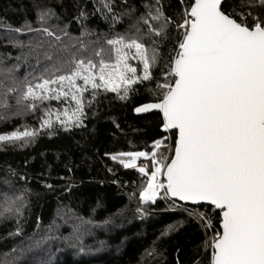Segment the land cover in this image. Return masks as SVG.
<instances>
[{"label": "snow or ice", "instance_id": "1", "mask_svg": "<svg viewBox=\"0 0 264 264\" xmlns=\"http://www.w3.org/2000/svg\"><path fill=\"white\" fill-rule=\"evenodd\" d=\"M181 3L184 10L180 22H176L165 15L161 0L144 3V12L135 18L134 8L116 12L114 0H97L95 11L105 20L111 17L112 24L123 16L130 18L125 31L103 44L99 40L85 44L77 38L80 47L70 59L57 55L54 60L52 51L45 52L50 64L31 80V74L19 80L9 69L4 79L10 82L0 81L4 89L0 109L10 111L9 101L16 93L15 115H22V108L33 111L46 101L63 100L74 105L72 111L65 108L63 113H54L41 109L40 128L50 130L53 115L62 127L73 123L79 126L85 118L83 94L89 89L93 99L98 91L114 92L119 99H126L133 85L153 79L151 69L159 64L161 45L169 39L168 29L174 25L178 35L172 36L174 43L165 62L167 72H162L164 82L157 80L156 88L149 89L156 102L135 108L137 113L159 110L161 127L173 134L174 147L157 139L151 153L121 152L111 158L119 159L125 169L135 168L147 177L139 191L141 205L155 202L161 190L162 198L184 202L175 206L204 230L205 239L197 247L202 251L211 249L209 264H264V15L251 11L264 9V0H240L239 11L235 0ZM52 15L55 13L51 8L38 11L41 27L25 24L7 31L27 30L60 42L61 35L46 26ZM84 16L85 11L80 9L74 19L80 23ZM68 27H58L57 32L67 36ZM90 34L81 25V37ZM146 39L150 41L147 45ZM89 45L93 50L85 55ZM41 46V41H37L34 47ZM49 48L68 51L67 45L56 49L51 41ZM130 58L138 61V67L129 63ZM5 118L0 115V119ZM39 131L27 127L24 131L14 130L0 134V142L28 144ZM162 144L171 155L159 151ZM140 157L151 159L150 174L147 166H137ZM9 171L15 175L13 170ZM22 200L20 195L4 194L0 217L7 218L13 209L17 216L15 231L9 232V236L21 234L18 217ZM201 207L205 210L201 211ZM136 211L144 214L140 207ZM216 222L219 228L209 236ZM181 223L167 225L161 237L168 236ZM146 254L151 251L146 250ZM193 264H201L200 258L196 257Z\"/></svg>", "mask_w": 264, "mask_h": 264}, {"label": "trees", "instance_id": "2", "mask_svg": "<svg viewBox=\"0 0 264 264\" xmlns=\"http://www.w3.org/2000/svg\"><path fill=\"white\" fill-rule=\"evenodd\" d=\"M152 2L114 0L113 9L121 12L134 8L135 18L144 12V3ZM96 3L97 0H0V81L10 82L4 79L9 69L19 80L26 74H31L29 80L38 76L50 64L44 56L48 51L53 52L54 60L57 55L70 59L79 50L77 38L85 44L96 40L103 44L116 33L124 32L130 18L123 16L112 24L111 17L105 20L95 11ZM161 4L165 15L180 22L184 10L181 0H161ZM235 5L241 10L240 0H235ZM47 8L55 15L47 19L46 26L61 35L60 42L27 30L7 31L23 28L25 24L41 27L37 12ZM80 9L85 16L77 23L74 17L79 16ZM251 11L264 15L261 8ZM248 22H252L251 17ZM66 24L68 35L64 36L57 28ZM81 25L91 34L81 37ZM174 34L178 35L172 25L168 29L169 39L161 45L162 58L151 69L153 79L135 84L126 99L107 91H98L93 99L92 91H88L83 94L85 118L79 126L53 125L50 130L40 129L28 144L0 143V209L4 194L23 197L18 217L20 235H8L17 224L15 209L7 218L0 217V264H193L196 257L201 264H209L211 249L202 251L197 247L205 239L204 230L175 206L179 203L162 198L164 193L155 202L141 205L135 193L139 194L147 177L135 168L125 169L119 159L111 158L121 152H150L153 142L157 139L167 142L165 137H169L168 144L174 147L173 134L161 130L160 113L133 114L136 107L156 102L149 89L156 88L157 80L164 82L162 72H167L165 62ZM37 41L42 43L39 48L34 47ZM49 41L56 44V49L67 45L68 51L50 49ZM144 43L150 41L146 39ZM92 50L89 45L85 55ZM3 91L0 87V94ZM14 100L15 94L9 103L14 104ZM15 111L0 109V115L6 117L0 119V134L24 127L39 129L43 115L39 109L35 114L23 108L22 115H15ZM138 207L143 209L142 217L137 214ZM179 221L183 223L175 231L161 237L167 225ZM55 225L62 230L49 238L46 234L53 232ZM218 228L216 222L208 235ZM38 238H46L47 246L40 243L36 246ZM146 250L151 254H146Z\"/></svg>", "mask_w": 264, "mask_h": 264}, {"label": "rangeland", "instance_id": "3", "mask_svg": "<svg viewBox=\"0 0 264 264\" xmlns=\"http://www.w3.org/2000/svg\"><path fill=\"white\" fill-rule=\"evenodd\" d=\"M129 63L133 66V67H136V64L138 65V61L137 60H135V59H129ZM98 82V81H97ZM79 83H82V82H79ZM134 86V85H133ZM89 91H92L91 89H89ZM88 92V91H87ZM87 92H85V93H87ZM84 93V94H85ZM16 95H18V93H16L15 94V96ZM12 105V109L13 110H15L16 109V105H15V100H14V104H11ZM65 108H67L68 109V112L70 113L71 111H72V109L74 108V105L73 104H71V102H69L68 104H65V103H63V100H60V101H57V100H49V101H46V102H44V103H41L35 110H33V111H31L30 113L31 114H35L36 112H39L38 111V109L40 110V112H41V109H51L54 113H56V112H59V113H63L64 112V109ZM25 110V109H24ZM27 110V109H26ZM47 118V117H46ZM59 118L60 119H64V116L63 115H60L59 116ZM51 119H52V126L53 125H56V126H60L58 123H56V115H53L52 117H51ZM81 124V123H80ZM79 124V125H80ZM75 126V124L73 123L72 124V126ZM71 127V126H70ZM38 128L39 129H41L40 128V124H39V126H38ZM28 129H31V128H28ZM25 130V127L24 128H21V129H19V130H16V131H24ZM163 141V144H168V139H167V142L166 141H164V140H162ZM0 143H2V142H0ZM163 144H162V147H161V149H159V151H161V152H163L164 154H166V155H169L170 153V150L168 149V148H165L164 146H163ZM152 150H153V145H152V147H151V151L150 152H148V153H151L152 152ZM149 160H151V159H145V158H143V157H140V158H138L137 159V166L139 167V163H141L142 161H149ZM149 174H150V172H149ZM161 179V182H163V178L161 177L160 178ZM164 193V190H161L160 191V193L158 194V196L160 195V194H163ZM135 196L136 197H138L139 198V194L138 193H135ZM157 196V197H158ZM0 210H2V209H0ZM138 214V213H137ZM138 216H140V217H142L143 215H141V214H138ZM79 226H81L82 224L81 223H79L78 224ZM53 232L50 230V233L49 234H46V235H48V237L49 238H54V234H57L59 231H61L62 230V228H61V226H57V225H55L53 228ZM43 239V240H42ZM38 238V240L37 241H39L40 242V244H45V243H47L45 240H46V238ZM44 246H47V244H45ZM49 247V246H48ZM54 248H56V247H58L57 245H54L53 246Z\"/></svg>", "mask_w": 264, "mask_h": 264}, {"label": "water", "instance_id": "4", "mask_svg": "<svg viewBox=\"0 0 264 264\" xmlns=\"http://www.w3.org/2000/svg\"><path fill=\"white\" fill-rule=\"evenodd\" d=\"M193 2H194V0H193ZM140 106H142V105H140ZM139 107V106H138ZM154 112H156V113H160L159 112V110H157V109H152V110H150V111H148V112H144V113H137V112H135V109L133 110V114L135 115V116H142V115H145V114H149V113H154ZM162 116V115H161ZM161 130H162V132H164L163 131V129L161 128ZM163 178V177H162ZM164 181V180H163ZM171 201H173V200H171ZM174 202V201H173ZM176 203H179V204H184V202H180V201H175ZM185 206H190V205H186L185 204ZM218 211V210H217Z\"/></svg>", "mask_w": 264, "mask_h": 264}, {"label": "built area", "instance_id": "5", "mask_svg": "<svg viewBox=\"0 0 264 264\" xmlns=\"http://www.w3.org/2000/svg\"><path fill=\"white\" fill-rule=\"evenodd\" d=\"M138 165L139 166H147L146 167V171L151 172V160H149V161H142ZM138 214H140V213H138Z\"/></svg>", "mask_w": 264, "mask_h": 264}]
</instances>
